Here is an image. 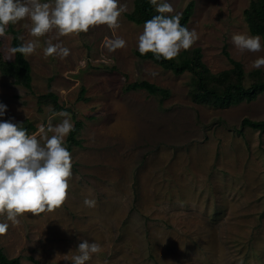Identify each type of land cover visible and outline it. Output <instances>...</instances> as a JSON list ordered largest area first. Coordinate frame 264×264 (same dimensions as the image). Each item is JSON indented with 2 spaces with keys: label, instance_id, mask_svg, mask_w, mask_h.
Returning a JSON list of instances; mask_svg holds the SVG:
<instances>
[{
  "label": "rangeland",
  "instance_id": "1",
  "mask_svg": "<svg viewBox=\"0 0 264 264\" xmlns=\"http://www.w3.org/2000/svg\"><path fill=\"white\" fill-rule=\"evenodd\" d=\"M191 1L188 28L199 37L191 49H201L211 72L232 68L230 58L246 72L257 69L252 62L264 57L262 38L257 53L241 52L231 39L252 35L244 20L252 0H168L174 11L166 15L181 14ZM119 3L127 11L115 30L98 25L57 39L55 28L32 37L30 18L12 23L40 47L27 58L31 90L0 72V102L8 108L0 120L30 119L39 139L40 125L63 119L37 102L52 92L73 111V125L80 120L84 127L82 144L70 151L65 202L38 216L25 213L17 224L0 214L9 224L0 248L20 264H72L84 240L101 245L86 264H264V132L242 127L245 118L264 120V93L224 108L194 102L191 73L176 75L136 54L144 25L126 16L134 0ZM6 36L0 48L11 46L12 35ZM117 37L126 46L110 52L106 41ZM48 39L69 48V56L45 57ZM141 81L170 94L127 90ZM86 197L96 200L94 208L84 205Z\"/></svg>",
  "mask_w": 264,
  "mask_h": 264
},
{
  "label": "clouds",
  "instance_id": "2",
  "mask_svg": "<svg viewBox=\"0 0 264 264\" xmlns=\"http://www.w3.org/2000/svg\"><path fill=\"white\" fill-rule=\"evenodd\" d=\"M158 15L145 21L143 31L138 37V51L141 55L153 53L157 60H172L181 50H188L199 39L195 29L181 25V14L173 13L174 9L168 0H150ZM127 11V5L119 0H54V4L41 0H0V38L7 40L6 28L30 18L32 37H43L53 28L58 30L57 39L73 33L88 32L90 27L107 25L110 29L120 27L118 18ZM27 27V25H26ZM15 47L5 44L0 48L5 59L10 60L17 53L25 59L40 47L39 40H24ZM232 43L241 52H260L261 36L247 33H234ZM45 57L66 58L70 49L62 43L45 41ZM126 46L123 38L117 37L106 41L110 52ZM259 69L264 66V57L252 62ZM153 76L158 73L153 72ZM51 108L49 107V109ZM8 111L7 105L0 102V117ZM63 117L60 123L47 127L39 126L43 134L39 139L35 134L29 135L22 123H15L14 118L0 120V214H7L12 224L19 223L18 217L25 213L35 216L45 211L60 207L68 194V180L72 176V154L65 145L66 137L74 130L70 113H57ZM51 133L49 136L48 134ZM91 193V189L89 190ZM89 208L96 206L95 199H84ZM8 223L0 222V235L7 233ZM101 245L84 240L78 245L77 255L71 257L72 264H86L92 254L98 253Z\"/></svg>",
  "mask_w": 264,
  "mask_h": 264
},
{
  "label": "trees",
  "instance_id": "3",
  "mask_svg": "<svg viewBox=\"0 0 264 264\" xmlns=\"http://www.w3.org/2000/svg\"><path fill=\"white\" fill-rule=\"evenodd\" d=\"M195 3L191 1L181 13V25L188 27L189 21L194 13ZM158 15L150 0H134V9L131 13L126 14L127 18L138 24L144 25L145 21ZM166 15V14H165ZM244 20L248 26L249 32L252 35H259L263 40L264 45V0H252L249 7L244 10ZM6 34L12 35L11 46L15 47L22 43L18 39L20 37L19 30L13 27L10 23L6 28ZM136 54L143 60H150L153 63L161 66L165 70H170L176 75H182L185 72L191 73L190 95L194 102L206 104L213 107H229L241 103L242 101H252L258 95L264 93V69H253L246 72L243 64L230 58L232 68L213 73L208 66L202 61L200 48L182 50L180 54L172 59L165 60L161 58L157 60L153 53L149 52L141 55L139 51ZM228 55V52H226ZM0 72L5 76L13 79L17 85L23 86L26 89H32V67L28 59H25L21 54L14 55L12 61L4 59L0 52ZM148 91L151 95L159 96L162 99L168 97L170 91L165 88L158 87L148 81L134 82L127 87V90ZM84 89L81 91V98L86 100L83 95ZM40 107L43 105H52L51 112L57 113L61 111L73 112L70 108L65 107L58 100V96L52 92L40 95L37 98ZM42 109V108H41ZM23 127L31 135L37 130L36 124L26 119L19 121ZM84 127L80 120H76L74 130L68 135L65 142L69 151L74 146H80L82 140L79 135ZM242 127H250L260 133L264 132V120L254 121L245 118L242 122ZM20 258H9L2 248H0V264H20Z\"/></svg>",
  "mask_w": 264,
  "mask_h": 264
}]
</instances>
